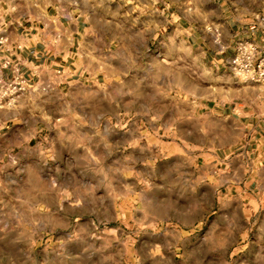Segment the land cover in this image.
<instances>
[{"label": "rangeland", "instance_id": "1", "mask_svg": "<svg viewBox=\"0 0 264 264\" xmlns=\"http://www.w3.org/2000/svg\"><path fill=\"white\" fill-rule=\"evenodd\" d=\"M149 1L0 0V48L58 17L83 36L36 103L12 106L30 77L0 59V264H264V82Z\"/></svg>", "mask_w": 264, "mask_h": 264}, {"label": "crops", "instance_id": "2", "mask_svg": "<svg viewBox=\"0 0 264 264\" xmlns=\"http://www.w3.org/2000/svg\"><path fill=\"white\" fill-rule=\"evenodd\" d=\"M148 3L153 4L155 9V1L148 0ZM161 6L160 11L163 12L166 23L178 29L181 40L190 42L191 45L193 42L198 43L197 48L203 52L209 63L218 69L224 68V72L230 74L234 82H237L235 80L238 76L228 67L227 61L234 54L241 39L255 41L264 54V37L259 19L255 18L264 15V7L249 9V12L255 13V16H252L238 12L233 0H212L211 3L207 0H163ZM212 9L218 11L213 12ZM62 20L58 17L55 22L56 27L59 28L57 33L46 35L37 33L31 36L22 34L16 39L10 37L1 46L0 59H8L11 62L6 74L10 75L11 68L15 67L29 76L31 82L26 93L12 106L19 104L23 99L36 103L37 99L42 98L41 82L36 81V78L42 74L54 75L59 69L63 74H68L74 66H79L81 51L75 48L76 43L81 44L83 39L79 16L69 18L68 26H65ZM209 25L219 29L221 46L216 44L214 34L206 30ZM61 38L67 44L60 41ZM220 47L224 49L220 50ZM236 112L238 111L234 108L232 116L235 118ZM252 113L260 116L262 111L254 109ZM260 148L264 151V139Z\"/></svg>", "mask_w": 264, "mask_h": 264}, {"label": "built area", "instance_id": "3", "mask_svg": "<svg viewBox=\"0 0 264 264\" xmlns=\"http://www.w3.org/2000/svg\"><path fill=\"white\" fill-rule=\"evenodd\" d=\"M261 32L264 37V15L259 17ZM228 67L247 82H264V54L262 48L255 41L241 39L234 54L227 61ZM24 81L20 80L11 85L13 92L24 88Z\"/></svg>", "mask_w": 264, "mask_h": 264}, {"label": "clouds", "instance_id": "4", "mask_svg": "<svg viewBox=\"0 0 264 264\" xmlns=\"http://www.w3.org/2000/svg\"><path fill=\"white\" fill-rule=\"evenodd\" d=\"M207 2L211 3L212 0H207ZM234 5L237 7L238 12H243L245 14H249L255 16L254 12H249V9L253 7H264V0H233ZM211 11L216 12L217 9H212ZM259 19V17H255Z\"/></svg>", "mask_w": 264, "mask_h": 264}]
</instances>
